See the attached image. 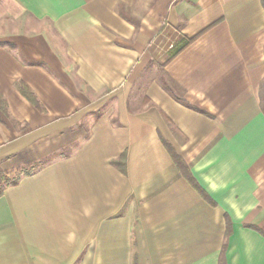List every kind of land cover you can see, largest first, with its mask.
Returning <instances> with one entry per match:
<instances>
[{"label":"crops","instance_id":"1","mask_svg":"<svg viewBox=\"0 0 264 264\" xmlns=\"http://www.w3.org/2000/svg\"><path fill=\"white\" fill-rule=\"evenodd\" d=\"M0 170V264H264L262 0H0Z\"/></svg>","mask_w":264,"mask_h":264},{"label":"trees","instance_id":"2","mask_svg":"<svg viewBox=\"0 0 264 264\" xmlns=\"http://www.w3.org/2000/svg\"><path fill=\"white\" fill-rule=\"evenodd\" d=\"M263 6H264V0H262ZM16 87L23 92L24 94L28 95V90L20 84H17ZM31 100H33V97H30ZM173 159L176 163L178 169L180 170L181 174L188 180V182L197 190L199 191L205 198H207L205 192L202 190L200 185L197 183L196 179L191 173L190 168L185 163V161L178 156L177 154L173 153ZM19 178L15 177H9L6 175V173L3 170H0V196L2 195V192L5 187L9 186H16L19 183Z\"/></svg>","mask_w":264,"mask_h":264}]
</instances>
